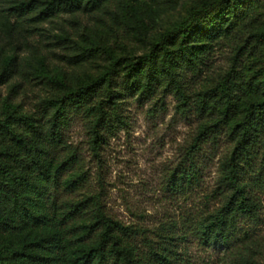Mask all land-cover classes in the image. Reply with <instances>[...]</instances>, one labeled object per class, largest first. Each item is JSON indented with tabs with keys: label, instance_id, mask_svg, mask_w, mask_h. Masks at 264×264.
I'll use <instances>...</instances> for the list:
<instances>
[{
	"label": "trees",
	"instance_id": "1",
	"mask_svg": "<svg viewBox=\"0 0 264 264\" xmlns=\"http://www.w3.org/2000/svg\"><path fill=\"white\" fill-rule=\"evenodd\" d=\"M155 2L0 3V32L15 39L16 46L60 11L108 10L116 24L99 25L75 41L74 71L52 69L45 57L37 60L35 77L54 88L41 114L25 112L9 98L2 105L0 264H197L189 250L192 241L223 249L229 264H264L246 245L252 238L250 225L262 220L264 0H200L150 38L147 19ZM117 25L129 28L141 46L114 39ZM234 38L230 66L195 87L193 79L208 66L215 46ZM16 71L17 54L1 49L0 84ZM159 93L175 95L182 115L193 112L201 118L168 180L172 191L187 193L199 185L211 157L206 145L216 149L225 138L231 148L219 160L220 175L211 193L219 205L182 225L169 221L150 229L111 216L100 194L72 195L87 177L66 132L80 117L91 149L100 157L108 138L129 126L128 97L145 100Z\"/></svg>",
	"mask_w": 264,
	"mask_h": 264
},
{
	"label": "rangeland",
	"instance_id": "2",
	"mask_svg": "<svg viewBox=\"0 0 264 264\" xmlns=\"http://www.w3.org/2000/svg\"><path fill=\"white\" fill-rule=\"evenodd\" d=\"M12 1L0 0V3L9 7ZM198 1L157 0L147 19L149 37L159 35L181 20ZM112 24H115L114 18L108 10L94 13L60 11L50 20L40 23L39 30L30 33L20 46H16L15 39L0 32V50L17 54V71L0 84V113L4 101L9 98L23 111L41 114L42 104L54 88L47 80L35 77L37 60L45 57L52 69L74 71L78 68L73 58L75 41H80L82 35L99 25L108 28ZM116 27L114 39L138 44L129 28L122 25ZM237 33L242 35V31ZM62 35L65 39L60 38ZM236 41L235 38L222 40L215 46L208 66L198 78L193 79L195 87H199L207 75H217L230 66ZM161 95L159 93L145 100L128 97L125 112L129 115V126L108 138L100 157L93 153L88 127L80 117L71 122L66 132L87 177L72 195L81 198L88 194H100L111 216L126 224L134 223L150 229L169 221L182 225L194 220L201 212L218 206L219 198L211 196V193L217 187L220 175L219 160L231 148V142L225 138L220 140L216 149L206 145L205 150L211 153V157L205 164L199 185L187 193L172 191L168 180L184 159L201 118L193 112L182 115L177 109L175 95ZM260 197L262 220L257 224H247L250 225L252 238L246 245L252 247V253L264 261V192L260 193ZM189 250L197 264H229L223 249L201 247L192 241Z\"/></svg>",
	"mask_w": 264,
	"mask_h": 264
}]
</instances>
